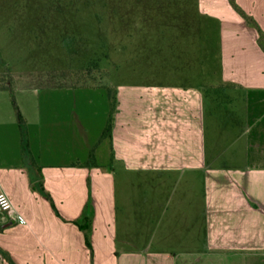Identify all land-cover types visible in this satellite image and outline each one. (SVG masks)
<instances>
[{
	"label": "crops",
	"instance_id": "obj_1",
	"mask_svg": "<svg viewBox=\"0 0 264 264\" xmlns=\"http://www.w3.org/2000/svg\"><path fill=\"white\" fill-rule=\"evenodd\" d=\"M235 2L264 34V0ZM197 6L218 26L228 105L209 97L201 70L182 84L118 83L94 166L82 163L106 122L102 87L0 86V185L24 219L0 210V264H11L2 253L13 264H264L259 32L229 0ZM121 209H134L133 233Z\"/></svg>",
	"mask_w": 264,
	"mask_h": 264
},
{
	"label": "rangeland",
	"instance_id": "obj_2",
	"mask_svg": "<svg viewBox=\"0 0 264 264\" xmlns=\"http://www.w3.org/2000/svg\"><path fill=\"white\" fill-rule=\"evenodd\" d=\"M217 27L197 0H0V86L75 84L108 95L118 83L182 84L201 70L209 97L228 105ZM110 107L108 95L106 122ZM101 135L99 159L108 153ZM133 213L119 211L129 234Z\"/></svg>",
	"mask_w": 264,
	"mask_h": 264
},
{
	"label": "trees",
	"instance_id": "obj_3",
	"mask_svg": "<svg viewBox=\"0 0 264 264\" xmlns=\"http://www.w3.org/2000/svg\"><path fill=\"white\" fill-rule=\"evenodd\" d=\"M229 2L231 3V5L246 19L247 23L253 27H256L258 32H259V38H258V42H259V46L261 47L262 51L264 52V34L263 32L261 31V29L256 25L255 21L249 17L244 11H242L239 6L236 4L235 0H229ZM108 95H109V98L111 99V107H110V113L108 115V119H107V122H106V126L102 132V135H101V138L99 141H102V140H107L109 143L111 142V134H112V123H113V115H114V112L116 110V91L114 89V91L112 93H109L108 92ZM13 105H14V108H15V112L17 113V117H18V120H19V127H20V131H21V139H22V143L24 145V149L23 151L25 152H29L28 151V146H27V139H26V135H25V132H24V129H23V125H22V118H21V115L19 114V111L17 109V106L15 104V102L13 101ZM95 148L94 147L91 151V154L88 158V160L84 163H82L84 166H94L96 164L95 162ZM89 214H87L85 217H84V220L86 222H89ZM83 229H87L88 228V225H85V226H82ZM85 241H86V244L88 247H90V241H89V237L88 235H86L85 237ZM3 254V257L9 261L11 264H13V262L9 259V257L5 254V253H2Z\"/></svg>",
	"mask_w": 264,
	"mask_h": 264
},
{
	"label": "built area",
	"instance_id": "obj_4",
	"mask_svg": "<svg viewBox=\"0 0 264 264\" xmlns=\"http://www.w3.org/2000/svg\"><path fill=\"white\" fill-rule=\"evenodd\" d=\"M0 210L11 214L18 222L24 223L23 217H21L17 211L14 209V206L6 194V192L2 189L0 185Z\"/></svg>",
	"mask_w": 264,
	"mask_h": 264
}]
</instances>
